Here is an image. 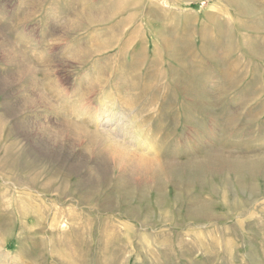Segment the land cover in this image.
Wrapping results in <instances>:
<instances>
[{"label": "rangeland", "instance_id": "374dc122", "mask_svg": "<svg viewBox=\"0 0 264 264\" xmlns=\"http://www.w3.org/2000/svg\"><path fill=\"white\" fill-rule=\"evenodd\" d=\"M0 264H264V0H0Z\"/></svg>", "mask_w": 264, "mask_h": 264}]
</instances>
